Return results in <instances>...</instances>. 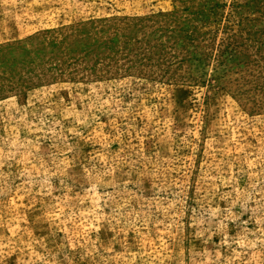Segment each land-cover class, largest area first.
I'll return each instance as SVG.
<instances>
[{
    "label": "rangeland",
    "instance_id": "1",
    "mask_svg": "<svg viewBox=\"0 0 264 264\" xmlns=\"http://www.w3.org/2000/svg\"><path fill=\"white\" fill-rule=\"evenodd\" d=\"M0 264H264V0H0Z\"/></svg>",
    "mask_w": 264,
    "mask_h": 264
}]
</instances>
